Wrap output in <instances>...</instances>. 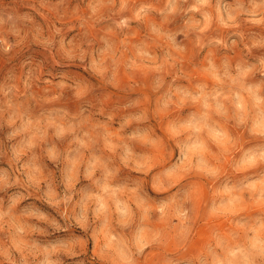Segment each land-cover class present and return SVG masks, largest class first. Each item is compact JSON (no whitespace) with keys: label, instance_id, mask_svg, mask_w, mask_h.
<instances>
[{"label":"clouds","instance_id":"clouds-1","mask_svg":"<svg viewBox=\"0 0 264 264\" xmlns=\"http://www.w3.org/2000/svg\"><path fill=\"white\" fill-rule=\"evenodd\" d=\"M0 264H264V0H0Z\"/></svg>","mask_w":264,"mask_h":264}]
</instances>
